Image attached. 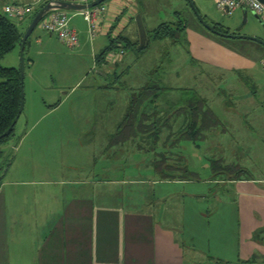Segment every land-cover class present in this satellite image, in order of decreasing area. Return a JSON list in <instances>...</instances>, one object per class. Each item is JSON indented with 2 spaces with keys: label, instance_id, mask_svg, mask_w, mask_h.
Here are the masks:
<instances>
[{
  "label": "crops",
  "instance_id": "1",
  "mask_svg": "<svg viewBox=\"0 0 264 264\" xmlns=\"http://www.w3.org/2000/svg\"><path fill=\"white\" fill-rule=\"evenodd\" d=\"M103 5L105 13L96 19L98 28L92 40L87 34L84 15L69 16L83 17L85 24V28L80 27L79 20H76L72 27L68 26L78 37L76 48L80 42L93 43L102 36L115 42L117 47L120 39L130 44L137 43L134 17L139 15L142 23L143 18L135 0H108ZM235 14L241 16V10ZM46 35L56 39L54 35ZM184 39L189 64H202L220 72L242 70L253 65L252 59L238 47L225 43L215 45L194 27L186 26ZM34 42L38 49L32 50L27 40L23 50L24 70L27 69L30 85V111L34 106V96L36 100L38 97L41 99V103H37L38 110L55 111L72 94L78 82L60 99L50 76L52 70L43 66L39 76L33 75L30 70L36 64L35 56L45 55L51 41L45 38L35 39ZM18 56L19 46L2 58L1 66L15 68ZM4 58H7L5 64ZM107 66L99 67V71ZM114 71L100 74V77L116 76ZM25 80L24 74V89ZM185 85L182 87H192ZM96 87L108 88L103 85ZM120 124L118 121L108 123L109 132L95 136L98 140L95 143L117 146L119 138L117 135L113 138V132L119 131ZM144 125L149 128L150 124ZM178 125V122L172 124L175 128ZM30 127L16 141L20 145L14 144L12 150L16 155L1 176L0 264H189L190 258L205 260L200 252H184L180 246L182 240L186 246L225 262L235 264L236 261L244 262L255 257V264H262L264 241L255 240L253 235L263 231L264 237V175L223 180L220 185L225 195L219 201L215 195H209L213 186L219 184L217 182L206 180L193 184L190 181L157 180L158 174L151 166L152 159H148L153 153L150 150L153 146L151 138L147 133L137 134L135 140H140L135 146L124 144L134 152H146L148 175L142 184L143 193L134 199L126 193L127 187L138 184L134 182L107 181L99 183V188L86 181L48 179L45 165H30L35 160L32 156L27 157L28 151L25 150L31 143L30 132L34 130V126ZM172 140L174 142L175 137ZM164 141L165 134L162 133L154 145L155 154L161 152ZM31 144L37 145V141ZM176 147L179 144L170 153V159L174 161L180 153ZM241 169L248 172L246 167ZM35 177H40L41 181L34 180ZM188 257L189 260H186Z\"/></svg>",
  "mask_w": 264,
  "mask_h": 264
},
{
  "label": "rangeland",
  "instance_id": "2",
  "mask_svg": "<svg viewBox=\"0 0 264 264\" xmlns=\"http://www.w3.org/2000/svg\"><path fill=\"white\" fill-rule=\"evenodd\" d=\"M135 2L148 33L160 24L173 26L183 20L186 26L194 27L207 35L215 45L221 46V43H225L238 47L252 59L253 65L242 69L243 79H240L241 77L232 72L211 70L198 63L189 64L188 56L182 47L174 48L169 42L152 41L148 38V47L144 52L136 55L128 48H124V53L118 56L120 58L117 62L110 63L107 68L99 71L94 56L110 44L108 38L98 37L93 43L80 42L78 48L68 49L36 27L28 38L32 50L38 49L35 39L48 38L51 43L47 45L45 55L35 56L36 64L34 63V69L30 71L33 75L39 76L43 66L52 70L50 76L57 89L55 93H59L60 99H63L61 96L71 90L70 88L77 82L78 85L59 109L38 110L37 103H41V99L38 97L36 100L34 96V106L30 111L28 72L27 69L23 71V110L13 128V136L6 144L0 146V152L3 154L0 157V181L4 170L16 155L12 150L14 144L18 145L16 141L22 138L26 128L34 126L29 141L34 143L36 140L37 145L30 143L28 147L24 146L25 151H28L27 157L32 156L36 162L30 165L36 167L45 165L48 179L86 181L96 187H99L97 186L99 183L107 181L134 182L138 184L127 187L126 193L134 199L136 195L140 196V193H143L142 184L148 175L145 165L154 155L152 153L151 158L147 159L146 152L144 154L134 152L124 144L130 143L135 146L140 140H135V136L139 135L140 131L136 132L134 127L125 124L120 131L113 132V138L116 135L119 138L117 146L97 145L98 140H95V136L99 133H108V123L123 121L128 101L151 79L157 81L153 82L155 84L172 89H182L184 84L192 86L190 89L206 98L207 106L218 120L219 125L205 132L203 139L197 142V147L184 141L179 142V147H176L180 152L177 155L182 158L184 167L194 176L191 183L203 182L216 172L211 167V161L216 163L213 166H221L226 172L228 170L224 167L236 166L248 169L243 176L264 175V71L258 63L264 56V48L254 41L225 39L208 33L196 21L186 0H135ZM191 2L207 24L217 25L227 34H231L241 22L239 14L231 17L222 16L216 10L213 0ZM3 4L33 5V14L25 17L22 22L11 19L23 34L33 15L45 3L37 0H0V7ZM65 13L69 18L68 26L72 27L74 22L79 20V26L85 28L83 17H69L72 14L79 15L78 12ZM237 34L264 42V28L249 11L244 27ZM118 51L120 50H115L117 53ZM4 59L5 64L7 58ZM18 65L19 62L15 69H18ZM114 70L116 76L112 74L100 77V74H110ZM100 85L108 88L96 87ZM248 92L252 98L246 102L241 101ZM46 102L49 103L47 99ZM228 102L233 103L235 107L226 108L224 104ZM239 114L245 116L239 117ZM130 122L129 124H132V120ZM36 135L37 139H34ZM127 136L126 139L122 138ZM215 177H218L219 184L213 186L209 195H215L221 201L225 194L220 179L224 176ZM34 180H40V177H35ZM169 205L166 204V207Z\"/></svg>",
  "mask_w": 264,
  "mask_h": 264
},
{
  "label": "trees",
  "instance_id": "3",
  "mask_svg": "<svg viewBox=\"0 0 264 264\" xmlns=\"http://www.w3.org/2000/svg\"><path fill=\"white\" fill-rule=\"evenodd\" d=\"M209 25H211L215 31L227 34V32L223 31L217 25ZM185 28L186 25L184 21L181 20L178 24L173 26L169 24H160L149 33L145 30V33L147 40L148 38H151L152 41L169 42V45L174 48L182 46L184 49L186 45L184 39ZM21 36L22 33L18 30L16 24L0 11V62L5 55L9 54L19 46ZM117 43L119 44L118 47L114 45L115 42L111 41L106 48H104L98 55L94 56L96 66H106V56L109 53L115 52L116 49H120L122 53H124V48H128L131 52L137 55L144 52L148 47L147 44L145 48L137 50L136 47L138 42L130 44L123 39H120ZM184 51L187 55L188 52L185 49ZM241 71L242 70H233L232 73L240 78ZM113 73H116V71ZM240 79L243 78L241 77ZM153 82L157 81L151 79L148 84L139 88L137 93L130 98L123 116V121H121V124L119 125V131L125 124H127V126L131 125V127H136V132L140 131V134H149L151 138V146L153 145L150 150L153 151V154H155L156 151L154 145H156L159 136L164 133L165 141L163 142L164 145H162V150L154 155L151 162L152 168L158 174L157 180L165 182L192 181L194 180V176L184 167L182 158L176 155V158L178 159L176 161L171 160L170 153L175 148V145L177 146L178 143L182 141L191 143L197 147V142L203 139L205 132H208L219 125L218 120L213 115L212 110L207 106L206 99L200 97L193 89H172L164 87L163 85L160 86ZM19 88L20 82L18 70L15 68L3 67L0 64V136L13 125L16 118L19 107ZM175 93L178 95L174 96ZM249 94L251 93L248 92L241 101L246 102V100L252 98L249 97ZM224 106L229 109L235 107V105L230 102L224 104ZM243 106L246 107L245 104ZM247 110L249 111L250 108H247ZM241 116L245 115L239 114V117ZM131 120L132 124H129L131 123ZM177 122L179 125L176 128L173 127L172 124ZM144 123L150 124L149 128H146ZM14 126H12V130L7 137L0 139V146L6 144L13 136ZM173 137H175L174 142L172 140ZM9 154L7 155L8 157L10 156ZM2 155V152H0V157H2ZM211 162V167L216 172H213V175L206 179L207 181L219 183L218 177H215L216 175L224 176L221 177V181L249 177L243 176L246 171L236 166L230 168L228 166L224 167V169L228 170L227 173L221 169V166H213L216 163L213 161ZM262 232L263 231H257L253 235V238L255 240L258 239L264 241ZM180 246L184 252H200L199 254L205 257L204 261L199 258H190L191 261L189 264H232L213 257L207 252L195 250L190 246H186L183 240ZM262 259H264V257ZM186 260H189V257L186 258ZM255 262V257H252L244 262L236 261L235 264H255Z\"/></svg>",
  "mask_w": 264,
  "mask_h": 264
},
{
  "label": "built area",
  "instance_id": "4",
  "mask_svg": "<svg viewBox=\"0 0 264 264\" xmlns=\"http://www.w3.org/2000/svg\"><path fill=\"white\" fill-rule=\"evenodd\" d=\"M44 3H52L55 1L70 2L77 4H86L90 0H37ZM33 5H5L2 8V13L9 19L21 21L25 17L33 14ZM214 6L216 10L225 17H231L238 10H246L251 12L260 22L264 28V5L259 3L257 0H214ZM105 7L103 4L82 12L87 22V34L92 40L97 33L96 19L99 15H103ZM37 27L39 30L54 35L56 39L66 48L74 49L78 46V37L72 29L68 27V18L65 11L52 10L47 13ZM120 50V49H119ZM122 55V51L112 52L106 56L107 64L115 63ZM261 69L264 71V57L259 62Z\"/></svg>",
  "mask_w": 264,
  "mask_h": 264
},
{
  "label": "water",
  "instance_id": "5",
  "mask_svg": "<svg viewBox=\"0 0 264 264\" xmlns=\"http://www.w3.org/2000/svg\"><path fill=\"white\" fill-rule=\"evenodd\" d=\"M106 1H108V0H91L86 4H77V3L60 2V1H55L52 3L47 2L33 15L32 19L30 20V22H29L28 26L26 27L24 33L22 34L20 42H19V58H18L19 65H18V69H17L18 73H19V82H20L19 107L17 110L16 118H15L12 126H14L19 115L21 114V112L23 110V92H22L23 91L22 90L23 71H24L23 50H24V47H25V44H26L28 38L32 34L33 30L37 27V25L41 21V19L47 13H49L52 10L71 11V12L82 13L86 10H90L92 8H95V7L105 3ZM257 1L259 3H261L262 5H264V0H257ZM186 2L189 5L196 21L208 33H210L214 36L220 37V38H225V39L254 41L264 48V42L258 41L256 39L248 38V37H243V36H240L237 34L242 29V27H244V25L246 23V14H247L246 10H244V9L241 10V22H240L238 28H236L231 34H224V33H220V32L215 31L211 27V25L207 24L203 20V18H201L199 16V14L197 13V11H196L193 3L191 2V0H186ZM253 17L256 18L254 15H253ZM134 23H135V27H136L137 35H138V44H137L136 49L141 50L147 46L148 40L146 38L145 29H144L141 17L139 15H136L134 17ZM12 126L0 136V139L5 138L9 135L10 131L12 130Z\"/></svg>",
  "mask_w": 264,
  "mask_h": 264
}]
</instances>
